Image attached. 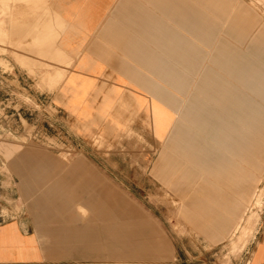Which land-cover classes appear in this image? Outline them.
Returning a JSON list of instances; mask_svg holds the SVG:
<instances>
[{
    "label": "crops",
    "instance_id": "crops-1",
    "mask_svg": "<svg viewBox=\"0 0 264 264\" xmlns=\"http://www.w3.org/2000/svg\"><path fill=\"white\" fill-rule=\"evenodd\" d=\"M202 1H48L47 9L52 12V18L47 20L43 34L53 40L47 45L58 49L64 64L59 66L64 72L60 86L62 96L57 101L54 94V106L84 127L95 122L92 127L109 123L114 128L113 123L117 122L122 132L132 130L143 136L160 156L167 135L162 138L153 105L155 102L162 107V92L172 97L162 88V63L166 59V54L162 53V38L165 40L166 27L168 32H179L182 42H191L187 47L190 46L193 55L199 41L198 28L202 27L201 31L209 39L214 36L215 19L221 21L220 30L229 25L227 20L230 19L216 18L215 8L223 15L234 11L242 39L239 42L230 37L223 42L222 39L212 40L213 45L209 44V39L206 46H222L254 61V77L264 82V33L248 32L238 16L256 12L246 7L235 11L226 0H206L207 9L200 7ZM253 1L245 0L248 4ZM255 19L247 18L250 23L256 22L252 21ZM151 38L157 39L156 44ZM208 58L205 59L210 65ZM165 100L168 102V98ZM7 150L12 158L10 168L21 178L23 197L31 199L33 189L37 191L30 203L37 231L34 233L33 226L21 214L4 223L0 221V264H40L42 260L56 258L58 249L83 253H101L103 249L123 260L157 262L168 258L166 247L158 240L150 221L132 208H122L126 198L98 170H89L82 158L66 164L37 147L22 150L12 145ZM0 194V199L13 196L1 181ZM2 203L5 202L0 200V214L13 213L12 205ZM48 220L62 224L45 232ZM78 222L85 223L77 226ZM66 253L63 251L57 257L64 259ZM252 261L264 264V231L256 237Z\"/></svg>",
    "mask_w": 264,
    "mask_h": 264
},
{
    "label": "rangeland",
    "instance_id": "rangeland-1",
    "mask_svg": "<svg viewBox=\"0 0 264 264\" xmlns=\"http://www.w3.org/2000/svg\"><path fill=\"white\" fill-rule=\"evenodd\" d=\"M48 1L51 0H0V181L13 195L0 200L14 208L13 213L7 212L9 216L21 214L35 233L37 222L30 203L37 191L33 189L31 199L23 197L21 178L10 168L12 158L7 147H37L66 164L82 158L89 170H98L126 198L122 208H132L150 221L168 258L157 262L123 260L103 249L101 253L58 249L54 252L56 258L40 264H253L256 237L264 231V171L263 181L257 176L249 182L240 178L230 184L229 190H223L241 206L239 217L244 221L240 229L224 238L203 233L208 226L191 221L193 211L186 207L192 192L178 174H172L165 166L171 158L165 157L164 141L159 156L143 136L132 130L122 132L117 122L113 123L114 128L109 123L92 127L95 122L84 127L54 106V94L57 101L62 96L64 72L59 66L64 64L58 49L47 45L53 40L43 34L47 20L52 18ZM226 1L235 11H240V7L255 11L238 16L248 32L264 33V0H254L252 4L245 0ZM247 18H256L252 20L256 22L250 23ZM65 65L69 67V63ZM158 123L162 126V119ZM262 167L261 162L259 170ZM239 188L246 195L240 196L238 202L235 198L242 193L240 190L238 194ZM214 189L221 190L222 186L215 184ZM61 224L48 220L45 232ZM63 251L67 252L66 258L57 257Z\"/></svg>",
    "mask_w": 264,
    "mask_h": 264
},
{
    "label": "bare ground",
    "instance_id": "bare-ground-1",
    "mask_svg": "<svg viewBox=\"0 0 264 264\" xmlns=\"http://www.w3.org/2000/svg\"><path fill=\"white\" fill-rule=\"evenodd\" d=\"M200 7L208 9L206 0ZM218 9L214 11L216 18L230 19L227 20L229 25L220 30L221 21L215 19L214 36L209 38V44L219 39L226 41L228 37L239 42L243 33L237 29L239 22L235 14L226 12L227 15H223ZM200 28L199 41L191 55V48L187 47L191 42H182L179 32H168L166 27L165 40L162 38V53L166 54L162 63V88L172 97L162 92V107L155 102L153 106L156 124L162 119V132L167 135L165 157L171 160L165 166L172 174H178L182 184L185 183L193 194L186 203L193 211L191 221L205 223L208 229L203 233L224 238L238 231L244 220L239 217V203L235 204L223 190L240 178L245 182L256 176L257 180L263 178L264 82L254 77V61L239 57L222 46L208 48L206 41L209 39ZM154 40L152 43L156 44ZM208 56L210 65L205 59ZM261 162L263 167L259 170ZM215 184L222 189L215 190ZM243 194L246 192L242 191L235 199L239 202Z\"/></svg>",
    "mask_w": 264,
    "mask_h": 264
},
{
    "label": "built area",
    "instance_id": "built-area-1",
    "mask_svg": "<svg viewBox=\"0 0 264 264\" xmlns=\"http://www.w3.org/2000/svg\"><path fill=\"white\" fill-rule=\"evenodd\" d=\"M13 218H14L13 216H9L8 214H5V213L0 214V221H1V223H4L7 220L13 219Z\"/></svg>",
    "mask_w": 264,
    "mask_h": 264
}]
</instances>
